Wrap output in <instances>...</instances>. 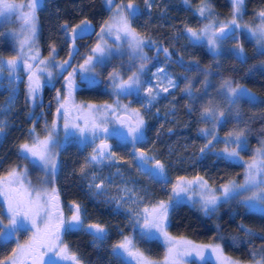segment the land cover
Instances as JSON below:
<instances>
[{
    "label": "trees",
    "instance_id": "1",
    "mask_svg": "<svg viewBox=\"0 0 264 264\" xmlns=\"http://www.w3.org/2000/svg\"><path fill=\"white\" fill-rule=\"evenodd\" d=\"M115 1L132 2L140 7L131 24L144 39L147 52L150 54V45H153L166 48L169 54V58L159 55L150 62V67L161 66L177 85L147 106L145 139L139 145L141 150L165 165L166 179L152 178L139 170L130 145L116 147L128 168L127 176L139 187V196L145 205L169 201L172 180L179 177H203L215 189L233 181L243 184L246 176L244 164L222 158V137L243 131L247 148L240 154L244 159L251 157L264 140V55L261 54L264 49H258L253 40L242 35L240 42L231 38L222 40L223 47L213 53L202 44L190 41L186 31L188 28L199 30L207 22V17L198 13L204 6L213 20L228 22L233 12L231 0H149L150 7L145 0ZM263 10L264 0H243L242 22L257 25L259 13ZM36 16L41 56L54 55L65 61L70 59L69 51L75 48L77 51L70 64L79 65L95 45L96 32L105 26L110 10L106 0H44L37 8ZM82 21L89 22L93 33L78 36L73 45L63 26L67 24L71 29ZM237 45L243 48V62L237 58ZM12 55L14 50L9 38L0 27V57ZM228 80L249 89L256 95L255 101L241 97L235 104H229L225 95L220 93L222 84ZM16 86L0 88V125H3L0 177L15 167L29 165L19 148L31 141L29 133L34 125V110L28 100L25 83L21 81ZM53 94L52 89H44L45 101L51 105ZM75 96L84 102L111 99V95L100 86H82ZM45 106L46 116L50 119V110L53 109ZM205 109H219L224 113L223 121L211 131L218 139L210 145L211 137L202 134L211 127L213 129L211 120L202 118ZM40 125L34 126L40 129ZM202 148L204 152H201ZM87 155L88 150L76 143L64 144L59 151V168L54 184L60 205L68 210L66 215L71 213L70 206L79 204L85 226L99 224L106 234L101 241L94 240L84 230L63 231V243L79 257L81 264H130L132 257L120 249L114 251V246L124 237L133 241L134 248L143 257L162 260L166 255L165 245L158 238L150 242L142 239L137 219L116 209L112 202L94 194V189L89 187L93 173L106 176L112 175L113 170L109 163H100L88 165L87 175H81L80 168ZM242 199L221 201L217 210L209 214L196 204L182 201L176 204L173 200L176 206L170 211L167 233L195 244H218L225 255L243 263L264 264V213L250 210L241 202ZM19 236L23 238L24 233ZM15 244V240H3L0 236V260L11 256Z\"/></svg>",
    "mask_w": 264,
    "mask_h": 264
},
{
    "label": "snow or ice",
    "instance_id": "2",
    "mask_svg": "<svg viewBox=\"0 0 264 264\" xmlns=\"http://www.w3.org/2000/svg\"><path fill=\"white\" fill-rule=\"evenodd\" d=\"M109 5L114 3V0H107ZM234 5V16L239 13L240 6L243 4V0H232ZM145 4L150 7L149 0H145ZM40 5V0H29L26 5L28 11L24 12L25 5L14 4L8 2V0H0V16H6L10 13H17L22 16L25 24L28 26V31L31 33L29 37L20 42V50L16 56L9 58L7 61L0 60V72H3L5 68L10 74H14L18 68L23 65V69L28 73V96L33 102L36 100L40 91V73L46 70L47 61L39 59V53L29 54L24 51L26 45H29L31 41L34 43L36 35V10ZM206 8L201 7L199 14L204 15ZM137 14V9L133 3L127 5H116V11L113 16V23L106 24L102 27L100 33L97 35L103 40L104 35L116 33V39H121V33L128 38L130 47L137 50L141 61H146L147 57L142 54L143 48L147 46L145 42L137 36L134 29L131 27L130 17H134ZM259 16L264 19V11L259 13ZM87 21H82L81 24L72 27L69 32V26L65 24V35L69 37L74 45L75 40L78 38L81 32L88 31ZM82 25L84 27H82ZM212 26H206L199 31L188 28L187 35L190 41L193 43L199 42L202 38H207L208 46L215 51L217 47V41L224 37L226 29L232 31L234 35V28H239L236 19H233L230 24L219 26V31L214 32L209 29ZM79 30V31H78ZM259 38L264 39V26L259 30ZM255 35V33H253ZM239 51L236 53L237 58L244 61L243 48L237 45ZM55 49H52L54 52ZM76 49L73 48L69 51V60H65L63 65H57V67L63 68L65 65L71 67L70 60L76 53ZM167 55L168 50L162 49ZM108 52L106 44L97 43L94 48L91 49L92 55L84 59V63L80 65L81 72H94L96 63L102 62L103 57ZM264 55V52L261 53ZM31 61V62H30ZM40 65H44L41 68ZM144 71V64L141 63L136 72H133L127 80L118 78L116 73H111L109 79L112 82L114 92L119 95L131 94L132 89H136L139 92L141 85L140 73ZM75 69L68 73L66 79L67 95L61 101L59 90H57V103L56 109L57 117H61L64 120V131L67 135L69 129H75V132L80 137L87 139V135L90 134L92 143L94 145L93 152L89 157L85 158V164L80 168V174L86 176V168L88 165H98L104 161H112L115 153L111 150L112 146L106 142L109 128L107 127L108 120L107 114L109 112H116L117 109L111 105H105L103 108H97L94 105H76L71 102V97L75 89ZM49 79L52 77V73L48 72ZM89 84L96 83L94 78H88ZM168 87H165L163 91L167 92L169 88H174L177 85L171 78H167ZM226 88L227 92L225 99L229 104H235L238 99L243 96H248L251 102L255 101V97H251L247 90L240 89L238 87H232L231 83L225 81L221 86ZM147 94L151 99H155L153 95V88L149 86ZM158 95V93H156ZM151 102V101H149ZM126 110V106H125ZM76 112V117L72 116V113ZM224 115L220 112L218 115L215 111L205 109V113L202 115L203 119H211L218 122L220 117ZM131 117L135 118V124L127 125V133H121L123 139L127 140L129 137L133 144L138 141L144 140V120L140 117L139 112L131 113ZM82 121L83 124L77 123ZM117 121L124 125L125 121L117 117ZM58 125L54 120L51 128L48 129L45 126L46 135L43 139L36 134L35 126L31 129L29 135L31 137V143H23L20 145L19 151L23 159L28 160L37 167H40L44 172L47 179L41 181V184L52 183L59 168L57 161L56 148L59 146V142L56 139ZM3 133V125H0V134ZM203 135L210 136L208 145L212 144V141L218 138L212 132L204 131ZM243 131L239 133H229V139L223 141L225 147L222 150V158L225 160L238 163L241 151L246 150V141L242 139ZM103 137V138H102ZM100 140L99 144H96V140ZM205 145V148H208ZM204 148L201 152H204ZM137 161V167L142 169L143 172L152 177L159 178L164 175L165 165L154 157H148L141 153L138 156H134ZM153 161L151 167H147L149 161ZM246 176L243 184H236L234 181L228 185L222 186L221 196L223 202H227L230 199H236L243 197L242 203L250 208H255L257 205H264V148L257 149L254 155L253 161L246 166ZM27 170L14 168L8 171L7 175L0 178V197H3L4 205L7 211V231L3 225V220L0 219V236L5 239H11L16 233L26 226L30 225L33 230L32 237L26 245L17 244V247L13 249L12 255L7 257L6 260H0V264H56L54 260L49 258L45 261L44 257L49 253L59 257L61 260L71 261V264H81L80 259L73 253H70L67 245H63L61 240V232H71L77 230H84L89 232L94 240H103L105 236V229L99 224H88L85 226L84 220L81 217V208L79 204H73L71 211L72 215L66 219L60 208V200L58 190L53 187L51 192L46 187L33 189L30 182L27 183ZM93 182L89 184L90 188L95 189L94 194H102L104 189V182L101 180L99 183H95V173L92 174ZM193 187H198L201 192V208L205 214L213 213L217 210V206L221 203L220 197L215 195V190L211 189L207 181L203 177H196L193 180H186L183 177L177 178L176 183L172 187L173 195L169 197V202L160 201L158 204L151 208H144L143 223L141 224V238L146 242H150L157 239V233L160 237H163L164 241L170 246L168 249V257L174 258L179 256L181 252L187 255L191 251H195L198 256L203 255L204 248L191 244L189 241H174L167 233V221L170 211L174 210L175 206L172 201L180 196L181 193L190 191ZM247 193H251L247 195ZM180 201L176 199V204ZM264 211V209H261ZM139 215V213H137ZM42 225V226H41ZM174 246V247H173ZM116 249L122 250L129 257L136 260V264H150L145 260L142 254L134 251L133 241L128 237H124L123 241L114 246ZM212 253L216 255L220 264H236L235 261L228 260L223 256L222 249L219 245L211 249ZM119 254V253H118Z\"/></svg>",
    "mask_w": 264,
    "mask_h": 264
},
{
    "label": "rangeland",
    "instance_id": "3",
    "mask_svg": "<svg viewBox=\"0 0 264 264\" xmlns=\"http://www.w3.org/2000/svg\"><path fill=\"white\" fill-rule=\"evenodd\" d=\"M43 1L44 0H40V5ZM8 2L14 3V4L25 5L23 11L24 12L28 11L26 5L29 3V0H8ZM128 3L129 2L123 3V2H117L114 0V3L112 5H109L107 3V0H106V4L110 10V16H109V19L105 22V26H106V24H112L113 23L112 18L115 14V11H116V5H127ZM231 3H232V0H231ZM133 4H134L135 8L137 9V13H138L140 10V7L135 3H133ZM232 6H233V12H232V16L228 22H217V21L213 20L209 16L208 8L206 6H204V8H206V11H205L203 16L207 17V22L203 25V27L201 29H204L206 26L211 25L212 27L209 30L215 32L221 24L228 25L231 23V21L233 19H236V22H237V24L240 25V27L234 28L235 34L232 35L230 38L235 39L237 42H240L241 38L243 37L242 35H245L244 37L251 39L256 43V46L258 47V49H264V39L259 38V31H258L262 26H264V19H262L259 16V23L257 25H253V26L245 25L242 22L243 4L240 6L239 13L236 14L235 16L233 14L234 13L233 3H232ZM208 16L210 18H208ZM130 20L132 21V17H130ZM35 24H36V35L34 38V43H32L30 41L29 45L25 46L24 51L26 53H29V54H35L36 52H38L39 53V59L48 62L46 70L39 74L40 75L41 88H40V91L37 95L36 100L33 102V100H31L28 96V73L23 69L22 63H21V66L18 68V70L14 74H10L9 71L7 70V68H5V70L3 72H0V88L10 87L11 85L14 86L13 88H16L17 87L16 85L19 82L23 81L25 83L26 94H27L28 100L30 101L31 108L34 110V113L31 110L33 113L34 125H36L38 123L41 124L40 129L35 128L36 134L39 135V137L41 139H43L46 135L45 126L47 125L48 129H50L53 121L54 120L56 121V123L58 125L56 139L59 142V146L56 148V152L58 153L57 161L59 159V151L64 146V144L76 143L81 148L87 149L88 150L87 157H89L92 154L93 147H94L90 134L87 135V139L85 140L84 138L80 137L78 133L75 132V129H69V133L66 135L65 131H64V127H63L64 126V120H63L62 116L57 117L56 109L59 106L57 103V90H59L60 99H61V101H63V99L67 95L66 79L65 78L68 76L69 72H72L75 69V76H74L75 89H74L72 97H71L72 103H75L76 105L91 104V105L96 106L97 108H103L105 105H111L113 108L117 109L116 112H114V113L109 112L107 114V120H108L107 127L109 128V134H108L106 142L112 146L111 150L115 153V156L113 157L112 161L106 160V161L102 162L103 164L109 163V165L112 167L113 174L112 175L107 174L106 176H104V174L100 175V174L96 173L95 174V176H96L95 183H99L101 181L99 178L102 177V180L104 182V189H103L102 194H100V195L104 199H106L107 201L112 202L115 205L116 209L125 211V212L129 213L130 215H132L135 219H137L138 231L141 234V224L143 223V217H144L143 210H144V208H146V207L151 208V207L155 206L156 204H158L159 202L154 204V205H147V206L145 205V203L143 202V200L139 196V191H140L139 187L129 176H127L128 175L127 174L128 168H126L125 165L123 164V162L120 158V152L116 149V147L119 145H130L131 146L130 150L132 149L133 158H134V156H138L141 153L145 154L148 157H152V156L150 154H148L147 152L140 149L139 145L143 140L138 141L137 143L133 144L130 137L127 140L122 138V136L120 134L121 133H125V134L127 133V125L128 124L119 127L120 124L117 121V117L122 113H129L131 115V113L139 112L140 117L144 120V136H145V125H146V116L145 115H146V111H147L146 108L148 105L153 103L156 99H158L161 96L166 95L169 91H171L175 88V87L169 88V90L167 92L163 91V89L165 87H168L167 78H171V77L169 75H167V73L164 71V69L161 66H156V67L151 69L150 63L147 64L145 61H141L139 58L140 54L138 53L137 50H134L132 47H130L129 42H128V38L125 37L123 35V33L120 34L121 39H119V40L116 39V33L115 32H113V34H111V35H108L106 33L104 35L103 40H101L100 37L97 35L98 33H100L101 29L98 32H96V35H97L96 36V38H97L96 43L94 46L91 47V49L94 48L97 43H101V44L107 45L108 52L103 57L102 62L96 63L94 72H81V70H80V65H82L84 63V59L87 58L88 56L92 55L91 49H90L89 54L84 57L83 61L79 65H74V64L72 65L71 64V67H68L66 65L63 68L57 67V65H63L64 61L57 59L54 55L47 57V58L41 56L40 47H39V43H38L37 16H36ZM0 27H2L3 32H5L6 35L8 36L9 41L11 43V47L14 50V55L0 57V60L7 61L9 58L17 55V53L20 50V42L25 40L26 37H29L31 35V33L28 31V26L25 24V21L23 20L22 16L17 14V13H10L6 16H0ZM82 27H84V26L82 25ZM87 27H88V31L81 32L79 35H84L86 33L92 34V32H93L92 27L89 24ZM131 27H132V24H131ZM201 29H199V30H201ZM199 30H197V31H199ZM253 33H255V35H253ZM137 36H139V35L137 34ZM139 37L144 41V39L141 36H139ZM196 43L202 44L206 49H208L209 51H211L213 53L218 52L223 47V41L218 40L217 41V47H216L215 51H213L212 49L209 48L208 41H207L206 37L202 38L199 42H196ZM150 47H151L152 51L157 48L153 45H150ZM146 48H147L146 46L143 48L142 54L147 57L148 52H147ZM235 48H236V51L238 52L239 51L238 47L236 46ZM152 51H149V52H152ZM141 63L144 64V71L139 74L140 75V81H141V85L139 87V92H137L136 89H132L131 94L121 93V94L117 95L113 90L112 82L109 79V75L111 73H116L118 78L127 80V78L133 74V72L137 71V69L140 67ZM114 64H117V66H114ZM40 67L44 68V65H40ZM48 72L52 73V77L50 79L48 77ZM90 77L94 78L96 83L89 84L88 78H90ZM173 81L175 83V80H173ZM228 82L231 83L232 87H238L240 89L247 90V93L251 97L256 98V95L254 93H252L249 89L242 87V86L235 85L230 80H228ZM82 86H86V87L100 86V87H103V89L111 95V99L107 100V101H102V102L79 101V100H77L75 95H76V91L78 89H80ZM149 86H152V88H153V95L156 96L155 99H151L147 94L146 89ZM45 88H49V89H52L54 91L53 105H51L50 103H47L45 101V98H44V89ZM226 92H227L226 88H222V87L220 88L221 94L226 95ZM156 93H158V95H156ZM243 97L249 98L248 96H243ZM149 101H151V102H149ZM45 105H47V107L49 106L53 109V111H50L51 114L49 113L51 115L50 119L46 116V112H45L46 106ZM125 106H126V110H125ZM212 110L215 111L217 113V115L220 112H222L219 109H212ZM77 115H78V113H76V112L72 113L73 117H76ZM132 118L135 121V118L134 117H132ZM223 119H224V115L222 117H220V120L218 122L212 121L210 119L212 122V125H213V129L211 127V129H208L205 131H208V132L214 131L216 129L217 125L220 124L223 121ZM77 123H80L81 125L83 124V122L79 121V120L77 121ZM214 134L216 135L215 132H214ZM216 137H218V136L216 135ZM226 139H229V135L227 137H222L223 141ZM242 139L244 140L243 137H242ZM28 143H31V141H29ZM99 143H100V140L99 139L96 140V144H99ZM224 147H225V144H224ZM261 148H264V140L261 141L260 145L257 148H255L254 153L251 157L244 159L243 157H241V154H240L239 162H242L244 164V167H245L247 164H249L253 161L256 150L261 149ZM222 150H223V148H222ZM222 150H221V153H222ZM134 161H135L136 167H137V161L135 159H134ZM152 163H153V161L150 160L147 167H151ZM112 165H114V166H112ZM15 168H19L21 170L22 169L27 170L26 186H27V183L30 182L31 187L33 189H39V188L46 187L49 192H51V189L53 187H55L54 181L52 183H49L46 185L41 184V181L44 179H47V177L45 176V172L40 167H37L33 163L29 162V165H23V166H19V167H15ZM138 169L143 171L140 168H138ZM245 171H246V167H245ZM5 176H3V177H5ZM3 177H0V178H3ZM183 178H185L186 180H193L196 177H191V178L183 177ZM158 179H166L165 172H164V175L162 177H159ZM176 181H177V178L172 180V183H171L172 187L176 183ZM92 182H93V180H92ZM210 188L215 190V195L217 197H220V200L223 201V197L221 196V191H220L221 187L219 189H215L212 187H210ZM94 191H95V189H94ZM171 191H172V188H171ZM250 194L251 193H247V195H250ZM172 195H173V193H172ZM176 199H178L180 202L182 201V202H188L190 204H196L197 206H199L201 208V204H200L201 192H200V189L198 187H193L190 191L185 192V193H181L180 196ZM176 199H174V200L176 201ZM167 202H169V201H167ZM60 208H61L63 215L66 219L71 217L72 211L69 215L68 214L66 215V213H65L66 210L64 209V207L62 205H60ZM71 208H72V206H70V209ZM248 208L252 211H255V212L264 213V211H261V209H264V205H257V207H255V208H250V207H248ZM137 213H139V215H137ZM0 219L3 220V225L5 227V230L7 231L8 230L6 227L8 224L7 211H6V206L4 205L3 197H0ZM167 223H168V221H167ZM26 228H27V230H25V228H21L16 233V235L11 238V239L16 241L15 248L17 247L18 243L20 245H26L29 242L30 238L32 237L33 230L31 229L30 225H27ZM20 233H24V236H22L23 238H21L19 236ZM168 236L171 237L172 240H174V241H187L183 238L172 237L169 234H168ZM157 237L165 245L166 255L164 256V258L162 260H159V261H153V260H150V259H147L144 257V259L149 261L150 264H194L193 262H195L197 264H205L208 262L209 263L211 262L213 264H220V262L217 260L216 255L213 254L211 251V249L216 247L218 244H203L202 245V244L191 243L193 245L200 246V247L204 248V252H203L202 257L198 256L195 251H191L187 255H185V254H183V252H181V254L179 256H176L174 258H169L168 257V249L170 246L164 241L163 237L159 236L158 233H157ZM1 238L3 240H11V239H5L2 236H1ZM63 245H66V244L63 243ZM133 250L138 252V250H136L135 248ZM69 251H70V249H69ZM70 253H72V252L70 251ZM222 253H223V251H222ZM223 256L227 257L228 260H230V261H235L236 264H256V263H243V262L237 261V260L225 255L224 253H223ZM49 258L54 260L56 262V264L60 263V262H62L63 264H71V261L61 260L59 257L53 255V253H51V252H49L45 256V261H48ZM28 264H31V263H28ZM130 264H136V260L132 258L130 260Z\"/></svg>",
    "mask_w": 264,
    "mask_h": 264
},
{
    "label": "flooded vegetation",
    "instance_id": "4",
    "mask_svg": "<svg viewBox=\"0 0 264 264\" xmlns=\"http://www.w3.org/2000/svg\"><path fill=\"white\" fill-rule=\"evenodd\" d=\"M92 27V26H91ZM93 29V28H92ZM93 33V32H92ZM90 35L91 33H86V34H84V35H79V36H85V35ZM160 48H162V47H157L155 50H153L152 52H150V54L148 53L147 54V60L145 61L147 64H149L152 60H154V59H156V58H158L159 57V55H161V54H163V53H161V52H158V50L160 49ZM164 55V54H163ZM164 57L165 58H169V54H167V56L166 55H164ZM51 106V105H50ZM49 107V106H48ZM51 111V110H50ZM121 115H126V116H128V117H130V120H128V119H122V120H124L125 121V124L124 125H126V124H135V121L133 120V118L131 117V115L129 114V113H122V114H120L118 117L120 118V116ZM121 119V118H120ZM120 124V123H119ZM121 126H123V125H119V127H121ZM44 259H45V257H44ZM28 263H31L30 261L28 262Z\"/></svg>",
    "mask_w": 264,
    "mask_h": 264
},
{
    "label": "water",
    "instance_id": "5",
    "mask_svg": "<svg viewBox=\"0 0 264 264\" xmlns=\"http://www.w3.org/2000/svg\"><path fill=\"white\" fill-rule=\"evenodd\" d=\"M219 31V28L215 31V32H218ZM233 31H234V29H233ZM235 32V31H234ZM226 35L224 36V37H222V38H220L219 40H226V39H228V38H230L233 34H232V31H229V30H227L226 29ZM162 49H164V47H162V48H160L159 50H158V52H161V53H163L164 55H166L165 53H164V51H162ZM167 56V55H166ZM120 118L121 119H128V120H130V117H128V116H126V115H121L120 116Z\"/></svg>",
    "mask_w": 264,
    "mask_h": 264
}]
</instances>
